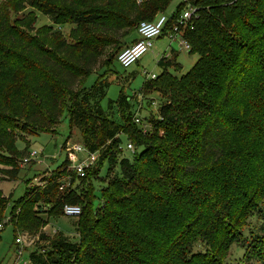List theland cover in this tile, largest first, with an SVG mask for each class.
<instances>
[{
  "label": "trees",
  "instance_id": "obj_1",
  "mask_svg": "<svg viewBox=\"0 0 264 264\" xmlns=\"http://www.w3.org/2000/svg\"><path fill=\"white\" fill-rule=\"evenodd\" d=\"M171 2L0 0V163L8 166L2 170L5 181L18 177L24 153L16 141L21 136L57 133L64 97L70 99L71 126L85 132L89 121L102 125L96 140L93 132L83 136L90 152L102 147L99 164L85 178L68 173L72 183H89L59 190L69 170L66 159L61 171L44 176L43 186H29L13 205L15 231L25 224L38 228L44 220L39 210L59 211L66 203L82 206L75 222L78 240L39 230L27 264H218V256L240 239L257 211L261 225L248 244L246 264H264V0L181 1L184 6L170 17L166 30L185 7L194 6L195 15L180 29L198 59L176 76L171 68L177 62L161 57L162 72L146 77L143 93L154 90L166 99L157 110L164 119L163 134L145 131L154 142L137 138L134 161L121 147L123 134L130 139L128 121L142 124L139 116L140 122L135 120L139 110L133 97L122 89L117 100L104 106L112 84L106 68L95 85L75 89L105 57L111 38L136 22L155 19ZM28 7L54 25L78 28L69 38L51 24L38 30L36 18L18 15ZM115 110L120 121L112 117ZM105 160L110 167L103 201L91 212L92 179ZM8 203L0 193V222Z\"/></svg>",
  "mask_w": 264,
  "mask_h": 264
},
{
  "label": "rangeland",
  "instance_id": "obj_2",
  "mask_svg": "<svg viewBox=\"0 0 264 264\" xmlns=\"http://www.w3.org/2000/svg\"><path fill=\"white\" fill-rule=\"evenodd\" d=\"M181 1L182 0H172L167 10L160 14H164L169 18L174 17V14L178 13L179 7L184 6V4H182L183 2ZM13 14L14 13L11 12V15ZM28 14L31 16V19L36 18L37 23L34 25L36 29L38 28L39 30L40 27L46 24H51L66 38H69L73 28H78V26L75 24H66L61 26L56 24L54 25L51 23L48 16L44 15L36 8H29L25 10V12H20L18 15L22 17ZM138 25L139 22H136L135 26L121 30L118 37L116 36V38H111L112 43H110V45L106 48L105 57L100 60L99 64L96 66V69H94L92 73L85 75L80 79L77 87L75 88L76 90H79L84 85L86 87L95 85L99 79L101 69L106 68L105 75H108L107 79L111 81L112 84L109 87L107 97L103 102L104 106L108 107L109 100H117L122 89L126 95L133 97L135 109L139 110L138 116L141 118L142 124L136 125L131 120L130 122L128 121L129 128H127V130H129L130 141L128 140L127 136L123 134L121 144V147L124 151V156L132 161L135 160V154L132 152V150L128 149V142L137 144V138L149 139L154 142V139L150 137V135H146L145 131H156L159 134H163L162 123L164 119L157 115V110L166 99L160 92L154 90H150L147 92V94L143 93L142 88L147 77L146 73L154 72L156 74H160L162 72V68L158 65V61L165 54V52L168 54V56L165 58H171V61L177 62V66L171 68V71L176 76H181L182 73H185L191 69L198 59V54L193 53L192 48L189 51L185 50L178 44V41L171 42L168 36H161L160 38L154 40V47L138 62L129 67H124L117 61V56L124 47L131 44L134 40L136 41L139 39L137 32ZM107 56L110 57V62L105 64ZM134 72L136 73L135 77H128ZM64 100L61 107L63 120L57 127V133L52 134L43 132L30 136L28 133H25L23 136L20 135L21 139L16 141V147L18 151L24 153L23 158L28 154L29 151L31 152L33 150H37L39 151L38 160H32L31 162L24 165H22V162L20 161V171L18 177L13 180L6 181V175L2 177L4 174L2 170L8 168V166L0 163V193L2 196H6L9 202L5 210V221L3 223L4 227L2 230H0L2 237L0 240V264L28 263L30 253L35 249V246L39 242L37 241L35 246L25 247L23 255H21L19 258L17 250L18 246L15 242V239L22 235L36 238L39 237L40 232H46L47 234L51 235L62 232L70 236L72 240H78L75 226V222L78 218L76 216L68 217L64 215L63 209H60L59 211H49L50 213L42 212L43 209L39 210V214L44 220L39 222L38 228H31L30 226H33V224H30V226L25 224L21 226L18 225L15 231L13 223H11L13 205H15L16 201L25 194L29 186L40 182L44 176H50L54 170L61 171L63 162L66 159L69 160V150L72 149V147L76 144H84V133L90 134L93 132L95 134V140L97 139V136L101 134L102 125L99 120H96V122L89 121L86 125L85 132L80 131L75 126H71L67 111V104L70 99L64 97ZM113 116L116 120L120 121V116L117 110L112 113V117ZM104 125L106 126V122H104ZM92 127H94V130L91 129ZM124 132L127 131L125 130ZM109 143L110 141L107 142V144ZM27 145H29V148H27ZM114 149L117 152V156L119 154L118 150L120 149L117 143L114 144ZM101 150L99 154H101ZM87 157L88 155L85 153L79 154V158L81 159H86ZM109 167L110 165L108 160L102 161L98 177H93L92 179L94 196L91 194V197L89 198L88 211L95 212L102 204V191L107 184ZM113 169L114 171H117V165H115ZM69 171H71L70 168L64 176H69ZM87 181L89 183L88 179H76L75 185H83ZM261 212H264V209H262ZM259 216L260 213L257 211L254 216L249 218L248 225L244 230V234L240 236V239L231 241L230 245L223 250V253L218 256V264H246L247 252L249 245L251 244V237L255 234H259V227L261 225ZM54 231H57V233H54Z\"/></svg>",
  "mask_w": 264,
  "mask_h": 264
},
{
  "label": "built area",
  "instance_id": "obj_3",
  "mask_svg": "<svg viewBox=\"0 0 264 264\" xmlns=\"http://www.w3.org/2000/svg\"><path fill=\"white\" fill-rule=\"evenodd\" d=\"M196 8L194 6L188 5L182 11V13L176 18L175 24L173 25V29L169 32L166 30L170 18L164 14L158 15L153 20H144L141 21L138 25V37L139 39L133 42L132 44L124 47L117 56V61L122 64L124 67H129L134 63L138 62L146 53H148L154 47V40L166 34L168 32V37L170 38L171 42L178 41V44L184 48L185 50H190L191 46L187 40H185L182 36L180 25H186L195 15ZM168 54H165L162 57H166ZM147 77L155 78L157 76L156 73H146ZM136 122H140V118L138 115L135 116ZM128 149L135 151L136 147L133 143H128ZM87 154L88 157L86 159L79 158V154ZM100 150L97 152H90L85 144L79 143L72 147V149L68 152L69 158V168L73 171L77 179L78 178H85L88 176V172L90 168L97 166L99 164V156ZM39 151L33 150L29 151L24 158H22L21 162L22 165L31 162L32 160H38ZM36 179V178H35ZM43 181L36 183V186H43ZM32 185V186H35ZM75 183L70 181L69 176H64L60 179L59 183V190L65 191L69 187H74ZM82 213V206L79 204H71L66 203L63 206V214L68 217L76 216L77 218ZM5 221V220H4ZM4 221L0 222V230L4 227ZM57 233V231H54ZM38 241V237H26V236H19L15 239V242L18 246V256L20 258L23 255V251L25 247L35 246Z\"/></svg>",
  "mask_w": 264,
  "mask_h": 264
}]
</instances>
